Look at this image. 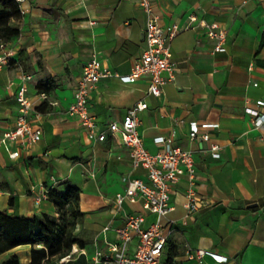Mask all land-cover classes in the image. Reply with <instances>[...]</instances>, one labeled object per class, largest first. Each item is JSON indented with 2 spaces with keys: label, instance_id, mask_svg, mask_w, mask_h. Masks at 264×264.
Here are the masks:
<instances>
[{
  "label": "crops",
  "instance_id": "0c3cea01",
  "mask_svg": "<svg viewBox=\"0 0 264 264\" xmlns=\"http://www.w3.org/2000/svg\"><path fill=\"white\" fill-rule=\"evenodd\" d=\"M23 6L26 12L17 21L21 33L8 43L14 60L0 70V211L58 217L48 190L71 181L81 189L85 216L76 233L86 245L77 244L78 250L74 245L72 258L58 264H103L94 261L96 244L106 251L128 213H145L140 201L117 208L114 198L126 188L123 177L146 179L147 174L132 166L129 147L111 137L91 140L69 106L83 66L94 56L120 74L132 71L146 45L147 14L140 0H25ZM155 7L166 26H185L191 13L219 22L227 30V49L213 52L216 41L202 28L183 30L171 41L175 76L161 97L149 94L148 75L133 83L107 78L92 91L90 111L105 127L147 102L139 114L145 147L156 153L154 137L175 130V142L193 150L197 180L192 188L202 206L189 207L191 183L184 175L171 194L176 225L164 264H171L165 263L170 253L173 264H199L186 255L187 245L229 257L218 262L206 256L202 264H264V123L256 126L246 111L252 107L264 114L258 105L264 101V0H155ZM21 68L33 75L30 116L43 135L33 143L4 144L1 138L16 126L19 114ZM47 80L52 88L44 98L37 84ZM43 104L47 108L40 111ZM191 122L210 125L221 157L212 156L209 142L189 139ZM16 150L19 155L11 157ZM109 224L111 230L104 232ZM134 251L131 245L129 254ZM14 254L20 264H31L30 244L0 254V264Z\"/></svg>",
  "mask_w": 264,
  "mask_h": 264
},
{
  "label": "built area",
  "instance_id": "2783aa9c",
  "mask_svg": "<svg viewBox=\"0 0 264 264\" xmlns=\"http://www.w3.org/2000/svg\"><path fill=\"white\" fill-rule=\"evenodd\" d=\"M20 6L21 14L26 12L23 6L25 0H16ZM140 4L147 14L144 29L145 48L129 74H120L103 61L94 56L88 60L82 69L74 92V101L69 106V112L75 115L80 125L87 130L91 140L104 141L111 137L121 145L130 149L131 163L134 168L146 170V179L141 177L124 176L126 184L124 192H118L114 198L117 208L123 209L127 202H142L145 213H128L125 224L116 228L117 240L108 242V249L104 251L96 244L95 262L108 264H163V255L167 242L175 230L176 220L170 217L174 209L171 194L174 186L184 175L189 177L191 188L189 207L197 209L202 204L194 199L195 191L192 185L197 180V167L193 150L182 147L175 142L176 131L169 135H157L154 144L156 153L145 147V140L139 131L142 110L148 108L147 102H139L131 106L121 121H114L102 127L97 117L90 111V97L97 84L107 78H118L125 83L136 82L142 76L148 75L150 83L149 94L161 97L165 85L174 78L176 63L173 60L171 41L183 30L199 27L216 41L213 52H222L227 49V30L217 21L209 22L199 18L196 13L188 16L185 26L173 24L163 25L162 17L156 11L155 0H140ZM15 51L8 44L0 43V70L14 60ZM21 84L16 92L19 103V114L16 126L3 134L1 142L22 141L33 143L42 138L43 130L35 127L31 120L33 102L29 96L28 82L33 75L21 68ZM41 95L47 98V93ZM264 106V101H258ZM246 111L254 116V124L261 126L264 123V114L259 109L247 107ZM209 124L191 122L189 139L191 141L209 142L213 157H221L222 146L211 141V134L207 127ZM217 126V124H213ZM19 150L10 152L11 157L19 155ZM94 175V174H93ZM53 179H55L53 177ZM49 191V190H48ZM147 214L154 216L148 221ZM111 230V225L104 227V232ZM135 246L133 254H129L130 246ZM75 250L63 259L72 258ZM186 255L189 259L202 264L206 256H212L218 262H227L229 257L215 251L187 245ZM62 259V260H63Z\"/></svg>",
  "mask_w": 264,
  "mask_h": 264
},
{
  "label": "trees",
  "instance_id": "16d2710c",
  "mask_svg": "<svg viewBox=\"0 0 264 264\" xmlns=\"http://www.w3.org/2000/svg\"><path fill=\"white\" fill-rule=\"evenodd\" d=\"M22 14L16 0H0V43L8 44L20 35L21 29L17 21ZM264 46V33L261 37ZM40 92H49L52 88L51 80L39 81ZM47 104L39 107L44 111ZM50 198L59 213L58 217L47 213L35 215L34 218L9 215L7 211H0V254L21 245H31V264H58L78 245L85 247L86 240L76 233L78 223L85 216V209L81 201V189L69 180H64L59 186L49 189ZM78 244V245H77ZM170 253L165 263L171 262ZM1 264H20L19 257L14 254Z\"/></svg>",
  "mask_w": 264,
  "mask_h": 264
},
{
  "label": "bare ground",
  "instance_id": "6f19581e",
  "mask_svg": "<svg viewBox=\"0 0 264 264\" xmlns=\"http://www.w3.org/2000/svg\"><path fill=\"white\" fill-rule=\"evenodd\" d=\"M77 250H78V248L77 247H75Z\"/></svg>",
  "mask_w": 264,
  "mask_h": 264
},
{
  "label": "rangeland",
  "instance_id": "374dc122",
  "mask_svg": "<svg viewBox=\"0 0 264 264\" xmlns=\"http://www.w3.org/2000/svg\"><path fill=\"white\" fill-rule=\"evenodd\" d=\"M164 264V263H163Z\"/></svg>",
  "mask_w": 264,
  "mask_h": 264
}]
</instances>
